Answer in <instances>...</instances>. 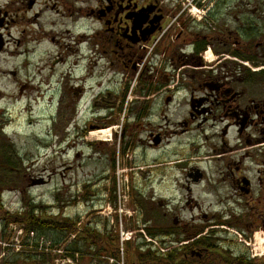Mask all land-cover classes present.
I'll return each instance as SVG.
<instances>
[{
  "label": "flooded vegetation",
  "instance_id": "1",
  "mask_svg": "<svg viewBox=\"0 0 264 264\" xmlns=\"http://www.w3.org/2000/svg\"><path fill=\"white\" fill-rule=\"evenodd\" d=\"M42 1L0 0V62L11 56L28 65L34 44H46L52 69L66 68L60 103L66 96L75 110L106 112L114 122L127 109L131 128L141 124L113 135H142L133 147L143 153L159 148L161 182L177 192L163 226L143 215L136 227L163 237V264H263L264 0ZM45 13L47 27L26 35ZM55 16L82 30H57ZM99 61L126 75L120 88L97 82ZM4 74L15 78L17 69Z\"/></svg>",
  "mask_w": 264,
  "mask_h": 264
},
{
  "label": "rangeland",
  "instance_id": "2",
  "mask_svg": "<svg viewBox=\"0 0 264 264\" xmlns=\"http://www.w3.org/2000/svg\"><path fill=\"white\" fill-rule=\"evenodd\" d=\"M51 2L56 3V0ZM39 3L42 5L43 1ZM232 4H239V0H232ZM33 13H26L20 23L28 22L27 17ZM47 21L48 13H45L37 25L25 28V34L36 37L33 32L47 27ZM54 21L57 30L68 28L72 34L83 27L74 29L68 19L60 16H55ZM90 25L86 26L88 30H92ZM19 30L16 29V38H19ZM66 41L69 44L70 41ZM25 47L19 48L24 50ZM34 47L28 65L27 61L19 62L11 56L0 62V193L4 207L12 212H24L37 206L55 218L80 216L79 228L97 221L99 229L107 227L119 236L123 245L120 244L122 258L118 264H125L122 259L126 247L134 248L142 241L148 243L151 240L147 233L136 230L141 226L143 215L161 227L165 205L176 206L171 201L177 195L175 188L168 181L161 182L160 149L152 148L143 153L140 148L133 147L142 135L115 139L113 134L120 130H141L139 123L131 128L133 121L128 120L127 109L123 111L122 108L119 122H114L115 118L106 119V112L96 114V109H87L83 105L75 110L66 96L60 103L56 96L61 94L58 78L66 72L64 63L59 62L53 70L50 46L37 42ZM102 68L103 77L97 82L100 81L104 89L120 88L126 75H115L101 61L93 71L98 73ZM11 69H17L15 78L3 75ZM22 83L34 90L27 88L20 94ZM153 114L148 122L151 127L159 122L157 112ZM99 126L102 128L98 129ZM144 126L147 129L148 124ZM90 127L84 135L85 129ZM111 127L108 142L89 138L96 130ZM127 142L129 147L125 145ZM127 219H131V226ZM21 227L10 224L3 230L0 222V264L5 262L2 257L11 260V255L26 247L29 251L30 244L26 243L27 237ZM72 239L73 235L65 237L60 242V250ZM159 240L154 241V246L163 249ZM259 251V254L264 253V248ZM59 253L53 251V264H77L56 257ZM113 263L108 260L100 264Z\"/></svg>",
  "mask_w": 264,
  "mask_h": 264
},
{
  "label": "trees",
  "instance_id": "3",
  "mask_svg": "<svg viewBox=\"0 0 264 264\" xmlns=\"http://www.w3.org/2000/svg\"><path fill=\"white\" fill-rule=\"evenodd\" d=\"M40 207H33L24 212H12L4 207L0 193V222L3 230L10 224L22 226L27 237L28 247L23 251L11 255V260L4 258L2 264H53V251H60L63 260H71L77 264H100L112 260L118 264L121 260L120 238L112 234L107 227L99 229L97 221L79 228L80 216L55 218ZM73 235V239L61 250L60 242L65 237ZM151 239L146 243L131 248L126 247L123 252L125 264H163V251L154 246V241L159 240V235L147 233ZM33 236V237H29ZM43 238L42 243L40 239ZM163 246V240H159ZM24 243V245L26 244ZM126 245H129L127 242ZM162 248V247H161ZM173 261L176 260L175 250L170 253ZM36 262V260H38ZM85 262V263H84ZM174 263V262H173ZM264 264V263H263Z\"/></svg>",
  "mask_w": 264,
  "mask_h": 264
},
{
  "label": "bare ground",
  "instance_id": "4",
  "mask_svg": "<svg viewBox=\"0 0 264 264\" xmlns=\"http://www.w3.org/2000/svg\"><path fill=\"white\" fill-rule=\"evenodd\" d=\"M113 128H108L102 131L93 132L89 135V138L92 140H101V141H109L110 134L112 132Z\"/></svg>",
  "mask_w": 264,
  "mask_h": 264
}]
</instances>
